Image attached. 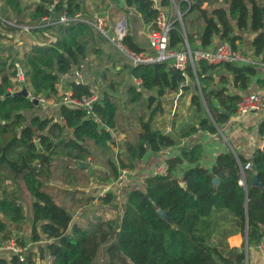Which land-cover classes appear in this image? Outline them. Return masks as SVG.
<instances>
[{"label":"trees","instance_id":"16d2710c","mask_svg":"<svg viewBox=\"0 0 264 264\" xmlns=\"http://www.w3.org/2000/svg\"><path fill=\"white\" fill-rule=\"evenodd\" d=\"M122 1L140 14L145 25L155 21L157 9L152 0ZM176 1L182 25L174 20L167 35L169 49L180 51L185 39L191 49L212 47L216 39L229 41L238 49L236 41L241 38L238 33L250 31L252 57L257 62L210 65L195 61L194 68L188 63L184 71L175 68L171 59L131 66V77L140 79V83L128 87L124 108L144 104L147 113L138 117L137 132L122 139L120 151L114 152L113 133L124 129L123 125L119 127V92L125 81V68L117 69L116 60L97 47L93 25L57 21L64 10L68 16L81 12L82 2L58 0L49 11L52 0H40L32 6L29 28L22 27L24 31L30 29V44L19 62L30 96L61 98L60 78L74 69L83 70L88 80L96 77L103 86L104 92L90 110L60 104L56 120L54 116L35 113L28 117L29 111L40 110L42 104L35 105L29 97L13 94L19 90L14 65L18 52L10 48V43L3 47L2 41L5 38L9 41L8 33L17 32L25 19L20 0H0L1 241L16 238L9 225L21 223L25 218L16 193L17 181L21 180L33 199L29 237L32 242L46 240L36 250L40 257L48 256L46 264H94L103 249L107 264H245L244 251L230 248L226 238L241 229L250 248L264 235V149L257 148L249 159L230 150L220 152L212 166L206 168L199 164L200 144L182 147L178 155L166 160L165 175L149 174L141 186L126 192L119 218L97 217L86 225L72 223V213L56 201L43 180L51 176L58 155L83 161L89 156L105 157L108 172H102L100 179L117 181L122 168L132 169L135 160L147 152L160 154L176 145L175 137L161 129V125H155V116L163 114L161 97L189 89L187 79L193 82L189 106L195 121L181 130L180 137L199 130L215 133L217 124L233 116L242 97L237 90L246 89L257 69L264 65V4L259 0H220L218 5V0H202L208 1L202 7L197 1ZM160 2L162 6L171 4V0ZM44 16H50L53 22H42ZM50 36L53 41H49ZM122 43L136 53L144 50L128 30ZM66 83L61 91L70 89L74 97L90 95L88 82H76L71 77ZM257 131L264 137V114ZM35 140L39 141L41 152ZM106 148L108 154L101 151ZM247 162L251 167L242 175L241 166ZM5 181L8 185L3 184ZM9 184L16 189L11 190ZM112 199L114 195L108 193L101 201L104 204ZM159 208L167 211L171 223L157 214ZM25 256V261L16 255L0 256V264L34 262L29 252Z\"/></svg>","mask_w":264,"mask_h":264},{"label":"crops","instance_id":"0c3cea01","mask_svg":"<svg viewBox=\"0 0 264 264\" xmlns=\"http://www.w3.org/2000/svg\"><path fill=\"white\" fill-rule=\"evenodd\" d=\"M31 1L32 3H30V9L33 8L32 6L34 3L39 2L40 0ZM259 1L264 4V0ZM80 2H82L81 13L82 15H84L85 19L89 21H95L97 17L105 18L107 35L112 36L114 26L123 20L126 23L128 32L132 35L134 41L138 44V46L144 49V52H147L149 50V42L145 32L146 26L142 22L140 14L137 13L133 7L126 6L122 0H80ZM207 3L208 1L202 0L199 2L200 6L202 7L207 6ZM219 3L220 0H218V5ZM238 34L241 36V38L236 41V47L243 53L254 56L251 47V39L253 33L250 31H241ZM13 35L15 34H9V36L11 37ZM103 36L107 38L105 35L97 31L94 27V41L97 47L103 50L105 56L110 55L113 59L116 60L117 69L121 67L125 68V81L121 86V90L119 92V97L121 100L120 106L123 110L124 108L122 107V103L124 104V101L127 97V91L123 92V87L125 86L124 84L126 83V81H128V77L131 76V67L127 66L129 63L125 59L124 55L113 45V43L108 38L106 40ZM195 38L196 41H198L199 37L196 36ZM49 39V41H53L54 37L50 36ZM219 41L220 40L216 39L212 44L214 45ZM21 47H23V51L24 49H28L26 48L27 44H24V46L20 45V48ZM10 48H13L18 52L15 45L11 44ZM109 65H111V63H109ZM82 75L84 76L83 73ZM69 80H71V77L64 76L60 78L58 84L60 92L63 88V84H65L66 82L68 83ZM83 80L90 84L91 89L95 91L98 98L102 95V93L104 92L103 86L99 87L98 85H94V82H99L95 77H92L91 80H88L87 77L86 80V77L84 76ZM130 85L131 84L127 85L126 89H128ZM186 85H189V89L183 90L182 95L178 97H176L175 92L167 93L163 97H161L163 114L157 113L155 116V125H161V129L168 125L170 127V135L178 140V143L176 145L169 148L172 156H174L175 154L178 155L182 147L191 148V146H193L194 144H200L202 146V155L199 160V164L203 167L210 168L214 162L216 155L220 152L230 150L235 155H240L246 159H249L257 148L262 149V145L264 144V137H261L258 134L257 124L263 116L264 112L248 113L245 115H241L238 118H234L232 116L226 122L217 124L215 133H209L199 130L198 132H195L190 136L180 137L181 130L185 129L187 124L195 121L192 109L189 106V97L194 90L193 82L187 79ZM237 92L241 96L249 93H258L264 95V65H262L261 68L257 69L256 74L251 78L247 88L244 90H237ZM51 101H53V99H49V103L47 104H50ZM47 104L40 105V108H42L46 112L51 110L54 111L55 108L52 109V105L48 106ZM186 112L188 113L187 116ZM55 119L57 120L59 119V117L55 116ZM127 127L128 126L123 125V130L115 131L116 133L118 132L117 134H120V136L118 137L119 140L128 137V135L134 134L138 130L137 124H134V131L127 130ZM130 128H133V124L130 126ZM115 144L117 145V149L121 147L120 142ZM115 144H111V147L113 148ZM161 159V152L160 154L147 152L146 155L141 159L135 160L134 167L128 170L129 173L126 176L117 181L113 179L103 181L100 179V175L102 174V172L107 171L105 167V157H99L96 155L95 157L89 156L86 161H83L73 160L61 156V159L58 161V163L60 164V172L63 173L64 178L60 179L57 177L56 182H54V178L50 176L46 178L45 183L52 190H54L55 193H57V198L56 195L53 194L56 201L72 213V223L86 225L90 221H95L97 217H101L102 219L116 218V215H113V210L115 208L116 210H119L118 213L120 217L125 201V194L131 189H129L127 186L130 187V185L132 184L137 185L143 182L144 179L149 174H151L153 167ZM77 161H83L85 162V165L80 166L78 165ZM182 171V169L178 170L179 175L182 174ZM139 179H141V181H139ZM125 187H127L128 190H126ZM121 191H123V193ZM108 193H110L112 197L114 195V200L112 199L109 203L103 204L101 198L105 197V195ZM32 202L33 199L31 203ZM31 218L32 212L30 216L25 215V218L21 223H11L9 225L12 229L13 236H15L16 238L22 237L24 240H26V243L23 244L26 245L27 252H29L30 250L36 251L38 245L46 243L45 239H41L38 242H32L30 240L29 236L32 226ZM244 234L245 233H243L240 229L239 232L233 233L228 236L226 238L228 246L230 248H236L239 251H242L244 249ZM2 242L3 241L0 240V244ZM0 256H6L9 258L10 254L6 250L0 248ZM245 264H264V256L260 254L256 246H252L250 248L247 247V252L245 253Z\"/></svg>","mask_w":264,"mask_h":264},{"label":"built area","instance_id":"2783aa9c","mask_svg":"<svg viewBox=\"0 0 264 264\" xmlns=\"http://www.w3.org/2000/svg\"><path fill=\"white\" fill-rule=\"evenodd\" d=\"M58 0H52L48 6V10L52 11L54 9L55 3ZM161 0H152L153 7L157 9L156 19L153 23H149L146 26L145 32L149 42V50L147 52H133L125 47L122 43V39L126 34L127 28L126 23L122 20L116 24L113 28V35H107V28L105 27V18L97 17L95 21L91 22L84 18L81 12L75 13L73 16H68L66 10L59 14L57 21L60 23H72L75 21H83L90 23L95 27L97 31L105 35L113 45L124 55L125 59L131 63L132 66L140 63H152L159 62L167 59H171L173 66L181 71H184L187 67V64L190 63L191 66L195 67V61H204L207 64L215 65L224 62H232L238 65H248L254 64L257 62V59H254L249 54L243 53L241 50L233 48L231 43L226 40H221L214 44L212 47L202 48L198 47L196 49H191L184 40V47L180 51H174L168 48V32L171 29L174 18L170 13V7L162 6ZM179 20H181V15H179ZM42 22L47 24L53 22L50 16H44L41 19ZM28 29V27H24ZM16 69V82L21 89L22 85H25V76L24 71L21 65L16 61L14 63ZM65 77H72L76 82H82L83 75L82 73L74 69L71 73L65 74ZM135 83H140V79L133 78ZM197 81V80H196ZM187 81L185 82V84ZM183 93V90L180 89L176 93V97L180 96ZM61 98L53 99L50 102L52 106L58 107L60 104H65L70 107L86 108L91 109L92 103L98 99L95 91L90 89V95L81 97H74L70 89H66L60 92ZM28 97L31 100L37 99L39 104H47L49 100L43 96ZM48 105V104H47ZM264 112V95L258 93H249L243 95L241 99L237 102L235 113L233 114L234 118H238L241 115L248 113H262ZM166 133H169L170 127L167 125L164 127ZM162 159L153 167L151 174L156 175H165L168 171L167 159L172 156V153L169 148H166L162 151ZM251 167V163L247 162L241 166L242 175H245V170ZM129 173L128 169L124 168L120 170L118 180L126 176ZM239 183L242 184L243 180L240 179ZM0 248L6 250L10 255H16L19 257L20 261L26 260V254L28 253L26 245L19 244L17 239L12 237L0 244ZM257 250L262 256H264V235L261 240L256 245ZM33 264V263H31Z\"/></svg>","mask_w":264,"mask_h":264},{"label":"rangeland","instance_id":"374dc122","mask_svg":"<svg viewBox=\"0 0 264 264\" xmlns=\"http://www.w3.org/2000/svg\"><path fill=\"white\" fill-rule=\"evenodd\" d=\"M191 1L200 2L201 0H191ZM30 3H32L31 0H20L19 7L21 9V15L25 19V23L23 24L24 26L19 25V27L21 26L20 29L17 32H12V34H15L16 36L13 35L10 38L9 41L6 38L3 39V41H2L3 47L6 46L9 43L10 44H13V45H15L17 47V50H18V53L19 54L17 56H15V59H17L18 63L19 62L21 63L22 53H23V47L20 48V45H23L24 46V44H27V46H28L30 44V38H29L30 37V29L28 31H24V29H23L25 26L29 28V26H27V25H29L28 22H30V13H31V9H30L31 4ZM167 6L170 7V13L173 15V18L175 20H178L181 23V25H182V20H179V15H181V19H182V13L179 10V4H178V2L176 0H171V4L170 5H167ZM8 34H11V33H8ZM34 38L36 39V34L34 35ZM37 38H39V37L37 36ZM105 39L107 40V38H105ZM26 48H28V47H26ZM127 62H128V60H127ZM20 65H22V64H20ZM127 66L128 67H131L132 65H131V63H129ZM80 72L84 74V76L86 77V80H87V76L85 75L86 73L83 70H80ZM134 83H135L134 79H132L131 76L128 77V81H126V83L124 84L125 86L123 87V92L124 91L125 92L127 91V89H126V86L127 85L134 84ZM94 85H98L99 87H102V84H100V81L99 82H94ZM27 89L30 92L29 87H27ZM101 91H102V89H101ZM175 94H176V92H175ZM48 106H51V104H48ZM122 107L124 108V104L123 103H122ZM52 109H54V111L51 110V111H47L46 112L45 110H43L42 108H40V110L37 109L38 111H35V112L29 111L27 113V115H28V117H30V116H32L35 113V114H38V115H41V116H48V117H50V116H52V117L53 116L54 117L55 116H58V111H59L58 109L59 108L52 106ZM145 113H147V111H146V108H145V105L144 104H137L136 106L131 105V106H129V108L127 110L125 108L123 110L121 109L120 110V116H119V127L122 126V125H125V126H128L126 128L127 130L134 131V124H137V126H139L138 117L140 115H144ZM187 115H188V113L186 114V116ZM132 124H133V128H130V126ZM117 133L116 132L114 133V141H115V143H119V142L122 141V140H119L118 139V137L120 136V134H117ZM116 146L117 145L115 144V146L112 148V151L116 152L119 149V148L117 149ZM101 151H103L104 154H108L107 148L106 149H103ZM60 159H61V155H58L57 158H56L55 167L52 168V172L50 173L51 174V177L54 178V182H56V178L57 177L60 178V179H63L64 178L63 173L60 172V164L58 163V161ZM122 169H124V168H122ZM43 180L45 181L46 180V177H44ZM139 181H141V179H139ZM137 182H138V180H137ZM7 183L8 182H6V181L3 182V184H7ZM141 183L140 184H137V185L136 184H132V185H130V187L129 186H127V187L130 189V188H132L134 186H140ZM12 185L13 184H9V188L11 190L16 189V186L13 188ZM54 185H55V183H54ZM127 187H125L126 190H128ZM47 190L50 191L52 194L56 195V198H57V193H55V191L52 190L49 186L47 187ZM123 191H125V190H123ZM123 191H121V192L123 193ZM16 193L18 195L17 196L18 197V201L22 204V207H23V210H24V214L26 216H30V214L32 212L31 211V204H32L31 201H32V197L27 193V191H26V189L24 187V184H23V182L21 180H18L17 181V190H16ZM113 211H114V214L113 215L114 216L116 215V218L119 217V213H118L119 210H116V208H115ZM19 240L22 241V243H26V240H24L22 237H20ZM30 251H32V252H30ZM30 251H29V253L33 256L32 257L33 258V261H34L33 263H35V264H45L47 261H49L47 255H44L43 257H40L39 253L37 254V251L36 252H35V250H30ZM94 264H107V258H106L105 250L104 249L97 256V258L95 259Z\"/></svg>","mask_w":264,"mask_h":264},{"label":"water","instance_id":"95a60500","mask_svg":"<svg viewBox=\"0 0 264 264\" xmlns=\"http://www.w3.org/2000/svg\"><path fill=\"white\" fill-rule=\"evenodd\" d=\"M186 42H187V40H186ZM187 43H188V42H187ZM7 94H10V92H8ZM13 94H21V95H24V96L28 97V95H29V91H28L26 85H22L21 89H19L18 91L14 92ZM33 103H34L35 105H37V104H38V100H37V99H34V100H33ZM35 145H36L38 151L41 152L42 149H41V146H40V143H39L38 140H35ZM262 149H264V144L262 145ZM77 163H78V165H80V166L85 165V162H83V161H77ZM86 164H87V163H86ZM217 181H218V178L215 177V178L213 179V182L216 184ZM254 182L257 183V176H254ZM181 186H184L183 183H181ZM156 212H157V214H158L162 219H165V220H167L169 223H171V220H170V218L168 217V213H167L166 210H163V209L159 208V209H157ZM243 250H244L245 253L247 252V235H246V233L244 234V249H243Z\"/></svg>","mask_w":264,"mask_h":264}]
</instances>
